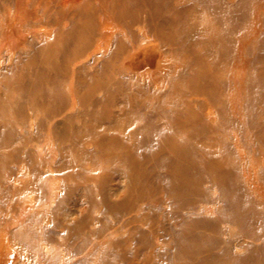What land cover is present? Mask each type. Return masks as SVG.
<instances>
[{"label":"bare ground","instance_id":"obj_1","mask_svg":"<svg viewBox=\"0 0 264 264\" xmlns=\"http://www.w3.org/2000/svg\"><path fill=\"white\" fill-rule=\"evenodd\" d=\"M122 1L0 0V264H264V0Z\"/></svg>","mask_w":264,"mask_h":264},{"label":"rangeland","instance_id":"obj_2","mask_svg":"<svg viewBox=\"0 0 264 264\" xmlns=\"http://www.w3.org/2000/svg\"><path fill=\"white\" fill-rule=\"evenodd\" d=\"M79 1H81V0H58V5H60L61 3H66V4H68V6H70V9L71 8H73V7H76V5L78 4V2ZM189 2V5H192L193 4V2H192V0H185V2H183V4L185 5V4H187L188 2ZM231 1V0H230ZM234 1H236V0H234ZM123 2V4H126V1L124 0V1H122ZM131 2H132V0H131ZM157 3V5L158 4H161L160 3V0L158 1V2H156ZM151 6H153V8L155 9V7L154 6H156L155 5V3H153L152 1H150V0H136V2L133 4V3H131V6H127V7H120V9L121 8H124L125 9V11H129L130 13L131 12H135V11H147V8L148 7H151ZM16 8H17V6H15L14 7V9H12L13 11L15 10L16 11ZM201 9H202V11H208V10H206V7H201ZM156 10V9H155ZM252 10H253V8H252ZM0 11H5L4 9H3V7L1 6L0 7ZM24 11H35V9H34V4H30L29 6H25V9H24ZM199 11H201V10H199ZM193 19H196V17L195 16H193ZM231 36H232V38H235L237 35H238V33H237V31H234V32H230L229 33ZM249 56L252 58V60L254 61H256L257 62V60H259L260 62H257L258 64H259V68H257V69H255V70H253L252 72L250 71L249 73H248V75L250 76V78H252L253 80H256L257 78H256V76H257V73L259 72V71H261L263 68H264V46H263V48H258V47H256L255 49H254V51H252V53L250 54L249 53ZM252 69V68H251ZM246 74V73H245ZM262 81V82H261ZM257 82L258 83H260L259 85H258V83H256V87H254L253 89H250L249 90V95L252 93V91L253 92H255V91H258V89L260 90L261 88H263L262 86L264 85V80L262 79V80H260V82H259V79H257ZM247 93H248V91H247ZM254 107H255V105H254ZM233 130H235L234 129V127L231 129V131H233ZM159 138V136H157V137H155V140L156 141H159L160 139H158ZM46 140H44L43 141V143L44 144H46ZM88 147H90V148H93L94 147V144L93 143H87L86 144ZM244 145V144H243ZM89 148V149H90ZM56 157H58V155L56 156ZM263 157V155H260L258 152H257V154L255 155V158H262ZM58 159V158H57ZM98 161L99 160V157H98V155H97V157H94L91 161ZM85 166L86 167H88V170H90V171H97V172H103V170L102 169H104V171L106 170V167L104 168L103 166H95V165H92L90 162L89 163H87V164H85ZM66 175H64V174H58L57 175V177H58V179H61V180H64V179H66V177H65ZM62 183H64V182H62ZM61 185H63V184H61ZM78 195V194H77ZM77 195L76 196H74V198L69 202V204H68V210H73L74 212L75 211H77L76 209L78 208V210L80 209V211L84 214V213H86L87 212V207L85 206V205H83L82 206V203L77 199ZM26 197H28V195H26ZM76 214H78V212L76 213ZM95 214H96V212H95ZM203 215H206V216H213V215H215V210H212V211H210V212H205ZM111 219V218H110ZM10 221H12L13 219H9ZM110 221H112V219L110 220ZM4 237V236H3ZM14 238L15 237H12V235L11 234H9V236L7 237L6 236V240L7 241H12V240H14ZM171 241V239H169V238H167V239H165L163 242H162V244L164 245V249H166V251L168 250H170V249H172V246H173V244L170 242ZM127 242L129 243V241L127 240ZM136 242L139 244V242H142V239H140V240H134V243L136 244ZM133 244V243H132ZM127 247H128V245H127ZM238 250H240V248H237ZM170 252V251H169ZM32 254L33 253H31V252H29L28 254L26 253L25 255H23V256H21V258L17 255V254H15L13 257H14V259H13V261H12V264H15L18 260H20L21 261V263L20 264H22V263H31V261H32V259H33V257L34 256H32ZM32 256V257H31ZM14 262V263H13ZM18 264V263H17Z\"/></svg>","mask_w":264,"mask_h":264}]
</instances>
